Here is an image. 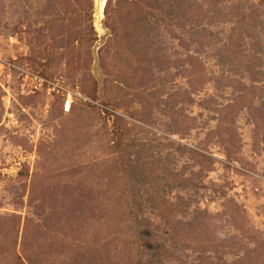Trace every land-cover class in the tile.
<instances>
[{"label":"rangeland","instance_id":"rangeland-1","mask_svg":"<svg viewBox=\"0 0 264 264\" xmlns=\"http://www.w3.org/2000/svg\"><path fill=\"white\" fill-rule=\"evenodd\" d=\"M0 264H264V0H0Z\"/></svg>","mask_w":264,"mask_h":264},{"label":"built area","instance_id":"built-area-1","mask_svg":"<svg viewBox=\"0 0 264 264\" xmlns=\"http://www.w3.org/2000/svg\"><path fill=\"white\" fill-rule=\"evenodd\" d=\"M70 110H71V100L68 99V100L66 101L65 105H64V111H65L66 113H69Z\"/></svg>","mask_w":264,"mask_h":264},{"label":"trees","instance_id":"trees-1","mask_svg":"<svg viewBox=\"0 0 264 264\" xmlns=\"http://www.w3.org/2000/svg\"><path fill=\"white\" fill-rule=\"evenodd\" d=\"M107 9V8H106Z\"/></svg>","mask_w":264,"mask_h":264}]
</instances>
